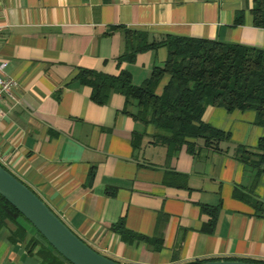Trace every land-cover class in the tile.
I'll list each match as a JSON object with an SVG mask.
<instances>
[{
	"label": "crops",
	"instance_id": "crops-1",
	"mask_svg": "<svg viewBox=\"0 0 264 264\" xmlns=\"http://www.w3.org/2000/svg\"><path fill=\"white\" fill-rule=\"evenodd\" d=\"M251 1L0 0V60L3 75L16 82L0 99V165L85 244L115 261H264V217L251 204H264V163L255 174L235 152L236 145L253 149L264 135L252 110L207 105L201 120L228 139L218 151L196 139L192 153L184 145L169 153L149 142L151 125L120 112L122 95L109 91L104 104H95L75 78L81 67L106 74L124 69L138 85L161 65L162 46L117 66L121 32L104 34L113 25L142 30L149 39L186 36L264 49V28L251 24ZM201 206L215 208L209 230ZM119 218L142 237L125 240L110 230ZM15 223L23 233L13 240L16 226L0 225V264H48L37 253L46 244L35 229L22 217Z\"/></svg>",
	"mask_w": 264,
	"mask_h": 264
},
{
	"label": "trees",
	"instance_id": "trees-1",
	"mask_svg": "<svg viewBox=\"0 0 264 264\" xmlns=\"http://www.w3.org/2000/svg\"><path fill=\"white\" fill-rule=\"evenodd\" d=\"M249 14L253 26L264 28V0H252ZM234 21L241 22V13L235 15ZM115 30L122 35V50L115 57L117 66L122 61L132 62L139 52L162 46L166 55L161 65H153L149 75L138 85L131 83L130 75L124 69L106 74L81 67L75 78L89 87V99L95 104H104L109 91L122 95L120 112L144 126L153 127L150 143L164 146L169 153L184 145L186 151L192 153L196 139H201L203 146L218 151V142L228 139L229 135L201 120L207 105L222 107L226 111L252 110L253 123L264 128V49L186 36L166 35L160 39H149L142 30L120 25L109 26L104 34ZM163 76L167 77L166 82L156 94L155 87ZM137 140L138 134L133 135V146ZM235 152L236 158L255 169L257 174L264 163V135L258 138L253 149L236 145ZM251 204L255 214L264 217V204L255 200ZM200 209L210 216L209 230L215 208L201 206ZM17 217L22 216L0 196V225L7 221L16 226L9 240H13L14 234L23 233L15 223ZM109 229L125 240L142 237L127 230L121 218L111 223ZM39 237L46 244L37 251L41 259L45 261L48 258V264L52 261L60 264L57 256L64 259ZM225 259L264 264V261L255 259ZM201 261L205 260L183 264Z\"/></svg>",
	"mask_w": 264,
	"mask_h": 264
},
{
	"label": "water",
	"instance_id": "water-1",
	"mask_svg": "<svg viewBox=\"0 0 264 264\" xmlns=\"http://www.w3.org/2000/svg\"><path fill=\"white\" fill-rule=\"evenodd\" d=\"M0 196L69 264H124L85 244L30 188L0 165ZM195 264H263L235 259L205 260Z\"/></svg>",
	"mask_w": 264,
	"mask_h": 264
},
{
	"label": "built area",
	"instance_id": "built-area-1",
	"mask_svg": "<svg viewBox=\"0 0 264 264\" xmlns=\"http://www.w3.org/2000/svg\"><path fill=\"white\" fill-rule=\"evenodd\" d=\"M3 25L0 24V32L3 29ZM5 61L0 60V99L4 94H8L16 85V82L9 76L3 75V68ZM1 116V112H0Z\"/></svg>",
	"mask_w": 264,
	"mask_h": 264
}]
</instances>
